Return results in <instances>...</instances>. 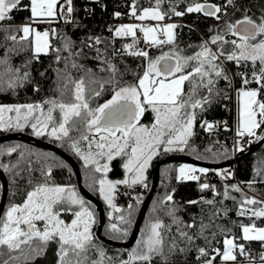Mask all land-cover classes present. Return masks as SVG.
<instances>
[{"label": "snow or ice", "instance_id": "snow-or-ice-1", "mask_svg": "<svg viewBox=\"0 0 264 264\" xmlns=\"http://www.w3.org/2000/svg\"><path fill=\"white\" fill-rule=\"evenodd\" d=\"M58 2L59 0H31L33 22L41 23L45 22L42 19L44 17H54ZM162 2L163 0H156L155 7L143 9L140 15H137L136 6L133 3L131 15L139 21H163L166 13L160 11ZM227 3L234 6L235 0H227ZM20 4L21 0H0V22L11 19L9 14ZM67 4L69 5L67 12L71 13L73 11L70 6L71 0H67ZM172 11L177 16L184 15L182 12L175 11L174 8ZM186 11L203 12L206 16L219 20L222 9L207 3H194L187 7ZM116 15L119 16V13ZM176 27L175 24L161 25L159 23L155 26L121 25L115 29V36L133 38L132 43L123 46L124 50L128 55L142 57L147 61L143 75L138 77L136 83L121 85L117 77L122 73L111 61H106L107 69L101 68V71L107 70L111 73L105 81L95 79L91 69H84L88 84H86L85 76L77 80L66 71L62 75L58 69V77L64 81L56 89L59 96L36 104L0 105V129L22 130L25 127H31L37 136L47 132L56 140L68 141L70 147L84 161L85 167L91 166L93 173L102 172L105 176L109 171V164L101 163V161H112L117 157L124 158L123 168L126 173L132 174L130 180L127 177L115 181L106 178L98 180L100 194L117 212L120 209L113 203V193L117 185L142 184L145 179L144 173L150 162L161 151L183 152L191 147L189 140L194 135L193 129L197 115L195 110L203 111L204 105L211 103L210 97L219 95L216 84L220 79L231 84L230 77L223 67L225 61L235 62L237 66L241 64L247 66L249 62L252 65L251 79L245 73H238L243 86L237 93L240 100L237 135L255 136V130L264 125V100L258 99L264 92V16L257 21L245 14L234 22L226 21L224 29L212 36L210 41L203 42L199 46L200 51L191 56L183 55L182 50L174 47L170 52L153 58L148 51L137 47L140 42L137 30L143 34L146 44L161 47L174 44ZM0 30L5 29L0 27ZM18 31H21L23 35L18 37L13 34L6 39L20 42L29 41L31 37L35 55L46 52L50 47L48 31H37L31 25H24ZM229 34L235 38L226 39ZM96 43H100L98 38ZM211 45L218 47L213 51ZM226 45H231V49L226 50ZM72 47V41L65 38L63 50L69 53L68 57H63L65 70L69 66V60L72 61L73 69H83V65H78L73 59L79 56V53L72 52ZM9 51L12 50L9 49ZM55 51L57 62H59L62 59L59 55L61 50L55 49ZM257 65H259L258 71ZM29 75L28 72L21 74L19 68L11 66L7 52L4 57H0V80L7 77L9 89L14 90L16 87L23 86ZM253 82L258 87L248 88L247 86ZM69 84L74 87L71 90V99L65 100ZM105 84L112 86L111 99L93 107L92 100L101 95ZM89 85H99V90L91 88L89 91ZM185 85H187V91H185ZM5 90L0 87V91ZM203 92L207 95H202ZM147 111L153 113V122L150 126L141 123V118ZM54 113H58V118ZM212 127V124H207L208 129ZM71 132L78 133V136L72 137ZM261 138L264 139V137ZM82 141L87 144L86 153L81 151ZM18 147L0 148V154L11 155L17 152ZM192 151H195V148H192ZM19 155L21 159H24L23 152ZM29 155L34 154L29 153ZM17 166L13 165V167ZM0 167L7 168L6 165H0ZM197 171L205 173L208 170L184 165L179 169L178 179H199L195 175L186 174ZM43 175V183L33 185L32 180L28 181L31 190L27 191L21 204H11L0 215V257L5 255V248L9 253L7 259L0 260V264H30L36 256L43 254L49 242L52 241L59 245L60 264H104L105 259L111 264H117L113 258L106 257L105 252L94 243L90 230L94 223L93 213L86 206L85 201L72 187L49 184L50 169ZM208 187V184L201 185L202 189ZM232 187L234 191H241L237 186ZM224 195L225 198H229L227 188ZM231 198L235 199V197ZM171 200L172 196L169 194L161 203ZM207 203L212 204L214 201L209 200ZM257 203L264 202L245 197L241 202L238 215L246 214L243 205ZM77 207L79 210H74ZM175 211L171 209L166 214L172 217L174 224H179L181 222L175 216ZM64 212L74 216L70 223H66L61 218ZM252 215L264 217V208L252 211ZM130 217V211L127 215L121 214L116 218V222L111 224L109 230L117 237L127 236L128 225L131 223ZM184 227L194 228L196 225L191 223ZM207 228L208 225L201 223L200 235H203ZM161 229L170 232L171 226L165 225L160 219L150 221L136 247L128 252V259L119 260L118 264H152V260L157 256L160 257L161 264H168L169 256L174 254L179 246L176 238H172L168 245V254H165L166 238ZM177 232L180 239L189 244L195 239L179 227ZM242 233L244 240L264 242V228H256L254 224L242 226ZM224 245L222 253L218 249L215 250L223 261H235L237 257L234 252L238 250L240 255L248 259L249 264H255L246 253L244 245L236 244L234 238H226ZM90 250H95L99 259H91ZM179 251L183 253L186 249L179 248ZM198 252L201 256L208 255L205 248H199ZM13 253L18 254L13 255ZM214 259L215 257L207 259L205 264H213ZM260 264H264V253L260 254Z\"/></svg>", "mask_w": 264, "mask_h": 264}, {"label": "trees", "instance_id": "trees-1", "mask_svg": "<svg viewBox=\"0 0 264 264\" xmlns=\"http://www.w3.org/2000/svg\"><path fill=\"white\" fill-rule=\"evenodd\" d=\"M65 1L67 0H61L57 4V16L53 19L55 22L53 24L54 33L50 37V47L47 54L35 55L30 40L13 42L10 39H6L7 36L13 34L18 37L20 36V31H18L19 25L33 23V17L30 11V0H21V4L9 14L11 19H5L0 22V27L5 29L0 30V45H2L0 46V57H4L7 52L13 68H19L21 74L24 72L30 73L28 80L23 83V86L16 87L14 90L7 87V77L0 80V87L6 89L5 91H0V105L36 104L48 98L58 97L59 92L56 89L58 85H62L64 82L63 79L58 77V69L62 75L66 71L71 74L72 78L77 80L85 76L86 84H88V77L84 69H91L92 73L95 74V79L99 81H105L109 78L111 75L109 71H101V68L107 69L106 61H111L115 64L120 73H122V75L117 77L121 85L125 83H136L138 77L142 76L147 61L142 57L128 55L123 48L125 44L132 43L133 38L115 36L114 29L117 25H109V22L118 19L127 18L134 20V17L131 15L133 0H71L70 6L73 11L64 14L59 13L58 7ZM194 3H207L221 7L222 11L219 13L221 18L217 20L215 17L206 16L203 12H187V7ZM155 6L156 0H152L151 5L142 8L137 15L142 13L143 9ZM173 8L175 11L184 13V15H175L172 11ZM160 11L166 13L163 21L175 22L177 27L174 29V44L147 50L153 58L160 56L162 53L170 52L174 47L182 50L183 55L187 52L198 51L200 49L199 46L203 42L210 41L212 36L224 29L226 21L233 22L235 18H241L243 14H247L254 20H259L261 16H264V0H235L234 6L228 5L227 0H163L160 5ZM117 13H119V16L116 15ZM38 27L40 28V26ZM65 38L70 39L73 43L71 51L79 53V56L73 59L78 65H83V69H73L71 67L72 61L69 60V66L65 70V60L63 57H68L69 55L67 51L63 50ZM97 38L100 43H96ZM226 39L231 40L232 36L227 35ZM137 47L141 49V42H139ZM217 47V45L212 46L214 51ZM9 49L12 51H9ZM55 49L61 50L59 55L62 59L59 62L56 59L57 52ZM225 49L230 50L231 45H226ZM226 63L228 68L224 65L223 67L227 75L230 77V72L236 75L238 71L235 69L234 62L226 61ZM252 70V65L249 62L247 66L242 65L239 73H245L251 79ZM258 70L259 65H257ZM234 86H236V90L243 86L241 76L240 78L236 77ZM73 87V85L69 84V90L64 97L65 100L71 99V90ZM247 87L257 88L258 85L253 82ZM91 88L99 90V85H89V91ZM216 88L219 90V95L210 97L211 103L205 104L203 111L200 109L195 110L197 115L193 129L194 135L189 140L191 147L186 148L183 152L173 151L164 153L161 151L159 155L155 156L150 167L146 170L145 180L143 182L146 187L143 188L141 186L142 184H136L135 190L133 191L137 194L138 204L131 205V208L126 207V212H121L112 218L108 217L107 206L93 192V189H90L91 187L87 185L88 176H86L81 163L74 156V150L70 147L69 142L56 139L47 140L45 137L40 138L61 149L77 163L83 187L89 193L91 192L90 194L103 207L105 214V224L101 232L103 237L115 242H125L128 239L140 205L150 188L152 169L159 160L172 155H186L198 161L213 164L232 159V150L229 141L226 140V142H223L222 137L230 135L232 131L233 105L231 96L233 83L231 81V84H229L228 81L220 79L216 84ZM187 90V85H185V91ZM112 94V86L105 84L101 95L92 100V106L95 107L97 104H103L105 101L111 99ZM202 95H207V93L203 92ZM258 99L264 100V92L261 93ZM54 115L58 116V113H54ZM152 121L153 113L151 111L145 112L141 118V123L149 126ZM207 124L216 125V131H208ZM222 125L225 126L222 127ZM32 132L25 130L22 133L31 135ZM70 135L75 138L78 136V133L71 132ZM263 135L264 125L256 129V136L251 139L249 146ZM9 146L19 147L17 148V152L11 155L0 154V165L7 166V168L0 167L7 183L6 205L21 204L26 197L27 191L31 190L28 181L32 180L33 185L43 183V174H47L49 169L50 179L48 183L72 184L75 187V178L71 168L57 155L26 142L10 141L0 144V148H7ZM192 148H195V151H192ZM207 149H211V151H207ZM246 149L247 147L241 149L237 156L243 154ZM21 152L24 153V159L20 158L19 154ZM29 153L34 155H29ZM13 165L18 166L13 167ZM111 165L113 170L109 178H121L122 169L120 160L114 159ZM177 165L178 163L165 164L159 169V179L155 193L140 225L137 240L128 250L112 247L97 240L94 233L98 224V214L93 204L84 200L77 190L78 195L85 201L87 207L92 210L94 223L91 231L93 241L97 247L105 252L106 257L113 258L118 264L119 260L128 259V252L136 247L146 225L150 221L160 219L165 225L171 226L170 232L161 229L166 238L165 254H168V245L174 237L179 248L186 249V251L181 253L178 248L174 254L169 256L168 264H205V261L212 257H215L213 264H217L220 255H217L215 250L218 249L222 253L226 238H234L236 244H243L245 250H250L255 257L260 252L264 242L242 239V226L254 224L264 227V217H255L252 215V211H258L264 208V206L262 203L255 205L245 204L243 207L246 209V214L238 215V212L241 210V202L243 199L245 197L251 198L245 191L264 200V145L256 152L242 157L235 164L234 172H232V169H229L233 166L224 168L229 169L228 175L225 177L220 176L221 169H207V172H199L197 174L199 179L182 181L177 179ZM29 168H31V171H29ZM203 184H208L209 187L202 189L201 185ZM232 186H237L241 191H234ZM226 188L229 198H225L224 195ZM169 194L172 196V200L161 203ZM231 197H235V199ZM209 200L214 201V203L208 204L207 201ZM193 201L195 203H192ZM171 209L176 210L175 216L181 223L174 224L172 217L166 214ZM129 211L131 212V223L128 225V234L124 237H117L109 230L110 226L113 222H116L118 216L121 214L127 215ZM191 223H195L196 227H184V225ZM201 223L208 225L203 235H200ZM178 227L180 230L186 231L189 235L194 236V241L189 244L187 241L180 239L177 232ZM199 248H205L208 255L201 256L198 252ZM4 253L5 255L0 257V260L8 258L9 253L6 248L4 249ZM17 254L13 253V255ZM42 255L36 256L30 264H39L38 261ZM89 256L93 260L99 259L98 253L95 250H90ZM104 264H111V262L105 259ZM152 264H161L160 257H155L152 260Z\"/></svg>", "mask_w": 264, "mask_h": 264}, {"label": "water", "instance_id": "water-1", "mask_svg": "<svg viewBox=\"0 0 264 264\" xmlns=\"http://www.w3.org/2000/svg\"><path fill=\"white\" fill-rule=\"evenodd\" d=\"M264 137V135L262 136ZM10 141H19V142H26L29 143L35 147L41 148L43 150L49 151L55 155H57L59 158H61L63 161H65L69 167L71 168L74 178H75V184L78 190L79 195L86 201L93 204L97 214H98V224L96 226L95 230V237L100 242L112 246V247H119L123 249H130L136 242L140 225L144 219L145 213L147 211V208L151 202V199L153 197V194L155 193L158 179H159V169L165 165V164H171V163H185L190 164L193 166H196L198 168H204L208 170H219L224 168H229L237 164V162L244 156L250 155L254 152H256L261 146L264 145V139L260 138L255 143L251 144L247 147L245 152L241 154L240 156H236L235 158H232L228 161L213 164V163H206L198 161L194 158H191L186 155H172L168 156L166 158H163L156 162L154 165L152 172H151V183L150 188L148 190V193L146 194L144 200L142 201L140 208L138 210V213L136 215L133 228L131 230V233L128 237V239L125 242H115L110 239H107L102 236V227L105 224V214L102 205L99 203V201L90 194L82 185L81 183V175L80 170L77 165V163L74 161V159L63 152L61 149L56 147L55 145L45 142L43 140L37 139L36 137L17 132V133H11V134H5L0 136V144ZM0 185H1V195H0V215H2L5 203H6V194H7V183L6 178L3 172L0 170Z\"/></svg>", "mask_w": 264, "mask_h": 264}, {"label": "rangeland", "instance_id": "rangeland-1", "mask_svg": "<svg viewBox=\"0 0 264 264\" xmlns=\"http://www.w3.org/2000/svg\"><path fill=\"white\" fill-rule=\"evenodd\" d=\"M61 0H59V2H60ZM58 2V3H59ZM56 8H57V6H56ZM30 11H31V0H30ZM55 12H56V15L54 16V17H51V18H48V17H44V18H42L45 22H41V23H27V24H24V25H31V27H33V28H35L37 31H40V32H44V31H48L49 32V43H50V37L53 35V33H54V29H53V24L55 23L54 22V20L53 19H55L56 18V16H57V9H55ZM245 14H243L242 15V17L244 16ZM31 16H32V14H31ZM241 17V18H242ZM238 18L239 17H237V18H235L234 20H233V22L234 21H236V20H238ZM241 18H239V19H241ZM48 21H50V22H48ZM153 21V20H152ZM147 22V21H145L144 22V24H138L137 22H128V23H123V24H120V25H117L116 27H115V29H117L118 27H120L121 25H127V24H136V25H148V26H155L157 23H159V24H161V25H168V24H174L173 22H162V21H160V22H157V21H153V22ZM258 21V20H257ZM23 25V26H24ZM38 26H40V28L38 27ZM115 29H114V35H115ZM23 35V33L20 31V36H22ZM229 35H231V34H229ZM122 37H131V36H122ZM137 37L142 41V43L143 44H146L145 42H144V40H143V34L142 33H140L139 32V30H137ZM132 38V37H131ZM162 39H163V37H161ZM235 37H233L232 36V39H234ZM30 41H31V37H30V39H29ZM147 46H148V49H153V48H158V47H155V46H150V45H148V44H146ZM164 46V45H163ZM213 45H211V47H212ZM147 49V50H148ZM213 49V48H212ZM32 50H33V52H34V47H33V45H32ZM146 50V51H147ZM198 51H200V49L198 50ZM198 51H195V52H192L191 53V55H194L196 52H198ZM214 51V50H213ZM49 52V48L46 50V52H41V53H39V54H47ZM187 56H188V54H186ZM221 59H223V58H221ZM242 65L243 64H241L240 66H237V64L234 62V66H235V69H236V71H238L237 72V74L235 75V74H233V73H231L230 72V79H231V81H232V83H233V85H235V79H236V77H239L240 78V76L238 75V73L241 71V68H242ZM224 66L226 67V68H228V66H227V63H226V61L224 62ZM143 75V74H142ZM242 87H240L239 89H241ZM249 88V87H248ZM239 89H237V91H236V96H235V99H236V120H235V125H236V128H238V125H239V108H240V100H239V98H238V95H237V93H238V90ZM254 89V88H253ZM57 118H58V116H57ZM259 118V117H258ZM153 122V121H152ZM143 124V123H142ZM152 124V123H151ZM150 124V125H151ZM145 125V124H144ZM149 125V126H150ZM25 130H29V131H33V129L31 128V127H25V128H23L22 130H15V129H11V130H3V129H0V136L1 135H5V134H11V133H19V132H23V131H25ZM256 131V130H255ZM30 136H33V137H36L37 139H40V138H42V137H45L47 140H52V139H55V138H53V137H51L50 135H48V133L47 132H45L43 135H39V136H37V135H35L34 134V131L32 132V134L30 135ZM256 136V135H255ZM250 139H252V138H254V136H248ZM41 140V139H40ZM237 149L240 151L241 149H243V148H246V147H248L247 145L246 146H241L239 143L237 144ZM80 148H81V151H83V152H87V144H86V142H82L81 144H80ZM233 153V152H232ZM74 156L77 158V160L81 163V165H82V168H83V170L85 171V173H86V176H88V183H87V185L89 186V187H91L90 189H93V192L94 193H96L99 197H100V199L103 201V203L107 206V208H108V217L109 218H112L114 215H119L121 212H126L127 210H125L126 209V207H129L130 205H137L138 204V198H137V194L136 193H134L133 191L135 190V186L136 185H132V186H129V185H124V184H120V185H117V189H116V191L113 193V197L114 198H116V199H114L113 200V203L115 204V206H116V208H118V209H120V211L119 212H117V211H115L112 207H110L109 206V204H108V202L104 199V197L100 194V191H99V183H98V180L99 179H102V178H106V179H108V180H112V181H115V180H123V179H125L126 177L130 180L131 179V173H126V171H125V169L123 168V163L125 162V160H124V158H121V157H117V158H115V160L116 159H119L120 160V162H121V169H122V176H121V178H119V179H110L109 177H110V174H111V172H110V163L112 162V161H114V160H112V161H106V160H103V161H101V163H105V162H107L108 164H109V171L107 172V174H106V176H105V174L104 173H93L92 172V169H91V166H89V167H85V164H84V161L81 159V157L80 156H78L76 153H75V151H74ZM155 158V157H154ZM153 158V159H154ZM232 158H233V154H232ZM153 159H152V161H153ZM152 161L150 162V164L152 163ZM150 164H149V166H148V168L150 167ZM184 165H187V166H190V167H192V168H196V169H200V168H198V167H196V166H193V165H190V164H185V163H179L178 165H177V167H176V172H177V179H178V177H179V169H180V167L181 166H184ZM147 168V169H148ZM146 169V170H147ZM199 173V171H197V172H194V173H186L187 175H195V176H197V174ZM145 175H146V171H145V173H144V177H145ZM145 180V179H144ZM178 180H182V181H192V180H194V179H183V178H179ZM49 184H51V185H60V186H67V187H72V188H76V185H75V187L72 185V184H63V183H56V182H49ZM141 186H143V188H145L146 187V185L144 184V183H142V185ZM75 191H76V193H77V189H75ZM249 196H251V198H255L257 201H261V202H264V200H262L261 198H259V197H256V196H254L253 194H251V193H249V192H247V191H245ZM91 193V192H90ZM78 194V193H77ZM79 196V195H78ZM80 197V196H79ZM119 197H122V198H119ZM81 198V197H80ZM118 202H120V206H117V203ZM11 204H5V207H4V210H3V213L8 209V207L10 206ZM262 205L264 206V203H262ZM87 206V205H86ZM74 210H79L78 209V207L77 208H75ZM90 211H92L91 209H89ZM119 217V216H118ZM61 218L62 219H64L65 220V222L66 223H70L71 222V220L74 218V216L71 214V213H68V212H64V213H62L61 214ZM93 225V224H92ZM92 225H91V227H92ZM148 225V224H147ZM146 225V226H147ZM251 226V225H250ZM255 227L256 228H264V227H260V226H256L255 225ZM91 230V229H90ZM91 233H92V231H91ZM95 234V233H94ZM144 234V231L142 232V235ZM242 235H243V233H242ZM57 243V242H56ZM57 245H58V243H57ZM224 247H225V245H224ZM223 251H224V248H223ZM222 251V252H223ZM58 253H59V245H58ZM58 253H57V263L56 264H60V258H59V255H58ZM232 262L233 261H227V262H225V261H223L222 260V257L221 256H219V260H218V263L217 264H232Z\"/></svg>", "mask_w": 264, "mask_h": 264}, {"label": "built area", "instance_id": "built-area-1", "mask_svg": "<svg viewBox=\"0 0 264 264\" xmlns=\"http://www.w3.org/2000/svg\"><path fill=\"white\" fill-rule=\"evenodd\" d=\"M151 1L152 0H133V3H135L136 6V10H137V14L141 11L142 8L144 7H149L151 5ZM69 7V5L67 4V1L61 3V5H59L58 7V12L59 13H66L67 12V8ZM128 22H137L136 20H130V19H118L115 21H111L109 22V25H118V24H123V23H128ZM145 21H141V22H137L138 24H144ZM140 40V39H139ZM141 42V49L147 50L148 46L146 44H143L142 41ZM236 86L233 85V89H232V96H231V100H232V105H233V123H232V131L231 134L228 136H223L222 137V141L226 142V140L229 141V145L231 146V150H232V154H233V158H235L237 156V154L239 153V150L237 149V144L239 143L241 146H248L250 144L251 139L245 135L243 137H240L237 135V128L235 125V120H236ZM225 125H222V127H224ZM217 126L213 125V127L211 129H208V131H216ZM235 166V165H234ZM234 166L232 168V172L235 171ZM229 169H221L220 170V176H227L228 175V170ZM233 175V174H232ZM120 202L117 203V206H120ZM246 253L248 254L249 257H251V259L255 262V264H260V254L264 253V245L262 246L260 252H258L255 257L252 255V252L250 250H245ZM234 254L236 255V260L233 262V264H249L248 259L245 256H242L239 254V251H235Z\"/></svg>", "mask_w": 264, "mask_h": 264}, {"label": "crops", "instance_id": "crops-1", "mask_svg": "<svg viewBox=\"0 0 264 264\" xmlns=\"http://www.w3.org/2000/svg\"><path fill=\"white\" fill-rule=\"evenodd\" d=\"M140 14H142V13H140ZM134 20H136L137 22H141L135 18H134ZM145 21L150 23L152 20H145ZM162 22H165V21H162ZM167 22H169V21H167ZM173 23L176 25L175 22H173ZM23 25L24 24L19 25V28H21ZM191 53L192 52H187L186 54H188V56H191ZM186 54H184V55L187 56ZM57 253H58L57 243L55 241L49 242V245L45 249V252L41 256V258L39 259L38 263L39 264H56L57 263Z\"/></svg>", "mask_w": 264, "mask_h": 264}, {"label": "flooded vegetation", "instance_id": "flooded-vegetation-1", "mask_svg": "<svg viewBox=\"0 0 264 264\" xmlns=\"http://www.w3.org/2000/svg\"><path fill=\"white\" fill-rule=\"evenodd\" d=\"M111 163H112V162H111ZM111 163H110V164H111ZM112 170H113L112 165H110V172H112ZM76 188H77V187H76Z\"/></svg>", "mask_w": 264, "mask_h": 264}]
</instances>
